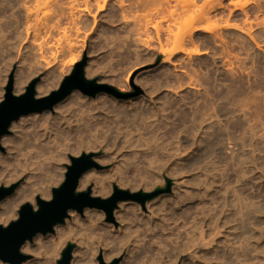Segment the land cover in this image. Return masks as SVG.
<instances>
[{
  "label": "bare ground",
  "instance_id": "bare-ground-1",
  "mask_svg": "<svg viewBox=\"0 0 264 264\" xmlns=\"http://www.w3.org/2000/svg\"><path fill=\"white\" fill-rule=\"evenodd\" d=\"M6 1L9 3L11 8L15 9V10L12 13V16L9 18V20L8 21L5 20L7 22H4V24H2L0 26V29L2 31V32L0 31V33L5 34V35L0 34V37H2V38L4 37L5 40L3 39V41H5V42H7V41L11 42L12 41L13 44H15L19 49L21 47L25 48L27 46V49L29 48L30 52H33L34 55L32 54L33 55L32 59L35 62V66H33V65L32 66H33V68L34 67L35 68L32 70H34L33 72H35V73L42 72L41 70L42 69L44 70V68L46 70L51 69V67L55 63H57L59 57L66 56V54H67V56H70V54H71V56H74L73 52H77V53L79 52L80 53L81 50L78 48L79 44L77 43V42H80L79 41L80 39H78V41H76L77 39H75V38L77 37V35H80L81 32L83 33L84 32L83 30H85V29L89 30V28L91 27L92 30L89 32H92L97 26V19H96L97 17L85 16L86 14L89 15L90 11L92 9V5H89V2H87L84 5L85 7L80 6V7H82V8H80L79 5L77 4V0H69L68 3L64 1V3H62V4L66 3V5H63V6L61 5L60 0H59V2H57L58 0L57 1L54 0V1H56L55 3H54V1L49 0L52 2V3L51 2L50 3L53 4L54 6L56 5V3H60L59 5L57 4L56 6L61 5L60 6L61 8H58L59 10L57 9L58 12L55 11V13H53L54 10L53 11L51 10L52 6L49 4L51 6L50 12L52 11L50 13L49 9H48L49 7H47L48 6L47 5L48 0H44L45 2L40 0L41 2H43V5L40 3L39 0H36L37 2L39 1V3H38L39 5L35 4L36 1L31 2L32 0H6ZM173 1H175V3ZM178 1L179 0H115L114 4L116 5L115 7L118 8L119 14L116 12V13L112 14V16L108 17V20H107L113 25L117 22L129 24L135 20V23H136V24L134 23L135 26L133 27L130 25L131 28L133 27L131 31H129L130 26H129V30L126 28L129 31V33L131 34L129 36V38L132 39L133 42H136L137 45L139 44L142 48L147 50L148 53L150 54V56H152L154 59H155L154 56H156L157 58H160L162 60V65H170L173 67V70L176 72L175 77H174L175 80L173 79L174 81L171 80L170 71L165 70L163 72L162 77H158V78L153 77L149 80H146V82L142 84L143 86L149 85V88H150V91L148 92V98H146V100L143 99L144 102L141 100L142 103H144V107H147L146 111H143L140 113H137L134 111L135 113L131 114V113L127 112L126 110L129 108H131L132 111L138 110L137 105L135 103L130 102V104H127V105L121 104L120 101H117V99H114V98L111 99L112 104L115 105L114 106L115 108H113V109H109V107H107V103L109 101L103 102V103L100 102L101 103L100 106L95 105V104H94V106H92L90 103V105H91V107H90V106H87L88 105L87 103L83 104L84 103L83 100L86 97L81 96L79 94V91H75L67 99H65L61 104L54 106L52 111L54 112V114H56V116H52L53 112L51 113V111L43 112L40 114H31L29 116L21 117L17 122H14L11 125V130L14 132V136L13 137H4L1 140V145H2L1 148L2 147H8L9 151H12L10 153L11 156L10 157L8 156L9 161H7L6 159L3 160L1 157L2 155L0 154V162H4L5 164H7L8 168L13 167L12 171L14 172V174L11 175L10 177L8 176L9 179L8 180L6 179L7 183L4 185V188H7L8 185L12 184L15 181H18L19 179H22L26 175H29V176H28V180H26L24 188H22L21 190H19L17 192L18 198L16 200H10V201L5 200L4 202H2L1 210H0V224H1V221H3L5 217H6V219L4 221H6L8 219L7 217H12L11 215L14 214L16 207L19 206L18 205L19 203L22 204V203H24V201H29V200L32 202L33 198L37 195H40L41 198H46V199L49 197V190L51 189L50 186L52 184L55 185V182L57 180H59V178H61L63 175V174L58 172V170H59L58 166L61 165L60 163H62V162L64 163V161H63L64 160V151H67V149H65V150L63 149L64 151H62V148H65L64 143H66V142L69 143L71 141L72 137L74 136V133L76 134L74 128H80V127L83 128L84 132L82 131L81 134H84V133L85 134L87 133L88 135L90 134L91 135L90 137H93V139L99 138L101 135H105L104 140L112 141V139H113L114 141L112 142V146L115 148V150L117 151V153L119 155H122V154H120V152H123V153L127 152L130 154L137 155L140 152L142 153V151H144L146 149H148L150 151L153 150V153H154V151H156L158 148H160V149L162 148L163 152H164L163 154H165V155H163L162 153L161 154L163 156L167 157V160L171 159L172 156L174 157V155L170 154L169 148L167 147L168 148L167 149L166 147H164L165 143H163V144L158 143L163 138L162 136H158V133L161 132L163 127L165 128L164 125L166 124L167 121H169V113L168 112L174 111L175 107H179V105H180L179 104L178 106H176L177 102H174L172 99H170L169 98L170 95L169 96L165 95V96H167L165 99H163V97L161 98L160 96H154V94H156L157 92H159L165 88H167V89L169 88V90H171L173 93H175L174 95L179 97V99H181L183 106L191 105V107H192L193 104H194V106H196V111H194V109H193L192 111H194V112L191 111L192 113H187L188 111L187 112L184 111L183 110L184 108H182V106H180L182 109H179L177 112L178 113L177 117H179V119L177 120L178 122L176 121L178 124L176 123L177 125L175 126L176 128L174 130L179 131L180 129L178 130V128H181V130L179 132L185 133L187 136H189L191 138V142H193L194 144L197 141H199V143H201L202 141L200 138L203 136H208L210 138L209 145H206L207 146L206 153L208 155L213 154L214 157L210 156L213 158V159L211 158L212 163L210 165L212 167L214 166V169H216L215 167L217 166L216 174H212V176H211V178L213 180H217V178H219V176H221L220 179H222V176L223 177L226 176L225 179L227 180V175H228V171H229V170L227 171L225 169L226 168L225 167L224 169L227 171V174H225L226 171L224 172V169L222 172V165H224V164H221V163H224V162L219 158V155L217 156V154L215 152L217 146L221 145L220 143H222L219 141L221 139L220 138L218 140L220 143H218L219 145L217 144L216 140L219 138L218 133L221 134V132H218V131L221 130V131L226 132L229 129L228 123L230 121L227 123V126H225V124H223V121L221 120V118L227 117V116L230 117V115H231L230 118L229 117H227V118L231 119V121H233L232 119L236 120V121L234 120L235 122L233 121L234 123L231 124L232 126L230 127V129H231L230 132L233 134V136L232 135L230 136V134L228 136V134H227L226 140H227L228 144H231V147H232V144L234 145V147H233L234 149H235V147H240V149H241L240 150L241 152H238L236 155H233V153H234L233 152L232 158L229 157L230 159H232V161H231L232 165L231 166L233 169L231 167L230 168L232 169L231 170L232 171V177H233V181L235 182V184L239 183L238 184V186H239L241 184V182L244 183V189L246 191V188L248 187L246 179L250 178V175H252V173H251L252 170H255L256 169L255 167L258 166V163H259L258 162V156H262L264 153V147L261 148L264 144H262V146L260 147L259 146L260 143H259V145L257 143H253L254 140H256V141L258 140V139H256L257 138L256 130L260 127H262V128L264 127V123H263L264 119L263 120L260 119L261 117L264 116L263 115L264 108L262 110V108L259 107V105H261L260 103H258L259 105L254 104V103H257L259 100L253 98V96L255 97L256 94L253 93L254 95L250 96V93L254 92V91H258L260 94L261 93L260 91H262L264 89V85H262V81H263L262 80L261 82L256 83V85H253V86L250 85V83H251L250 82L249 88H247L248 87V83H247V87H246V85H245L246 83L244 82L245 80H243V78L245 75L244 73L248 69L246 67H244V63L248 59V61L250 60V63H252V61H253V64H256V65L259 64L260 65L259 68L256 66L258 68V70H256V71L249 70L248 71L249 73L248 72L246 73L247 78H250L251 75L254 74L253 76H255L256 78L260 77V79L261 78L264 79V69H262V65H261L260 61L258 60L257 55L255 56L254 52H253L254 54L250 53L254 49L255 50L257 49L260 52L263 51L262 50L263 44H264V39L262 37L263 35L261 36L260 34H257L256 30H255L256 33L252 32L255 28L254 25L256 24V21L254 22L253 19H255L256 17L251 20L252 22H254V25L251 23V21L249 23L250 25L252 24L254 26V28H252L253 26L252 27L248 26V21H249L250 17H248L249 14L246 11L247 9L245 10L248 3L241 4V3L234 2V0H218V2L213 7H211L210 10L208 12H206L205 14L202 13V14L194 16V17H185L184 16L185 12H186L184 10L185 7L183 9H180L183 6L180 4L181 0L179 2ZM189 1L191 3H193V2L199 1V0H189ZM225 1H227L226 4H224ZM254 1H255L256 9H253V11L257 12V13L262 12L264 9V5H263L264 1H263V4L259 3L261 0L257 1V2H256V0H254ZM29 2L32 3V7H34V6L37 7L36 8L37 10H35V9L33 10V8L30 9L29 6L31 4ZM103 2H104L103 6H101V7L98 6L100 11H103L105 4H107V2H110V1L104 0ZM172 2H173V4H176V6L175 5L172 6ZM33 3H34V5H33ZM114 4H113V6H114ZM179 4L181 5L180 8L178 7V6H180ZM9 5H8V8H9ZM40 5L42 6V8H44L45 7L44 5H46L45 10L44 9L42 10ZM2 6H3V3H2ZM54 6L52 8H54ZM38 9L39 10L41 9L40 11H42V13H44L48 10V12L51 14V16H55V14L57 13V16L53 17V19L50 17L52 20L47 19L46 15H48L49 13L47 12L46 15L45 14L42 15ZM3 10H4V8H3ZM238 10H240L242 12L241 14H243V16H245L244 17L245 20L241 19V17H240V19L238 17H235V13H237ZM218 11L223 12V13L225 11H228L227 12L228 16L224 17L223 15H221L223 17H218L219 15L217 16V13H216ZM240 11H239V13H240ZM251 11H252V9H251ZM39 13L41 14V16ZM4 14H5V12H4ZM258 14H257V16H258ZM224 15H225V13H224ZM4 17H5V19H8V14H7V18H6V16H3V18ZM40 17H43L44 19H41ZM129 17H131V18L132 17H139V18L145 17V20L143 21L144 18L143 19L141 18L143 22H141V19H140V21L137 19H133V21H132ZM91 18H92V22H91ZM257 19H259V18H256V20ZM2 21H4V19L1 20L0 22H2ZM212 21H214L213 23H215V24H212L211 23ZM240 21L242 22L241 24H240ZM263 21H264V19H263ZM263 21H262V23H260L261 21L260 22L257 21L258 26H259V23H260V26L263 24L261 26V28L263 27L261 34H264L263 33L264 32V22ZM217 22H220V23H217ZM141 23H143V24H141ZM205 24H207V25L205 26ZM219 24H221V25H219ZM132 25H133V23H132ZM257 25H256V27H257ZM106 26L109 27V25H106ZM249 27L252 28V30L249 29ZM258 30H259V28H258ZM99 31L100 30H98V32ZM85 32H87V31H85ZM94 32H95V30H94ZM105 32H106L105 34L107 36L109 34L110 30H106ZM57 33L59 34V36H61V34H63L62 37L65 39V41H64V39L60 40V38L57 35V37L59 38V40L61 42L63 40L62 44L57 40L58 38H56V40L59 43H56V42H54L55 44L52 43V41L54 39L53 36ZM70 33L71 34L74 33V35H76V36L74 37L73 34L70 35ZM227 34L228 35L230 34V36L232 34L234 36V38L232 37V39H231V37L230 38L227 37ZM99 36H100V34L98 35V37ZM51 37H53V39H51L52 41L50 40ZM81 37H83V36H81ZM108 37H109V40L112 41L113 36H112V38H110V36H108ZM121 37H123V36L121 35L119 38L122 39ZM79 38H80V36H79ZM119 38L116 35V39L113 40L112 42L117 43V44H122V43L124 44L125 42L123 40H121V42L123 41L122 43L119 42L120 41ZM125 38H123V39H125ZM127 38H128V36H127ZM83 39H85V38L83 37ZM1 40L2 39L0 38L1 51L3 52V48H2L3 42ZM127 40L128 39H126V41ZM205 40L209 41L212 46H208V48H203V45L206 42ZM95 42H97V41H95ZM229 43L237 44L239 49H241L242 52L246 53V59L242 58L245 56V54L242 57L240 54V58H239L240 60H241V58L243 59V61L245 60L244 62H242V60H241V64L236 62L239 66L235 63L238 66V68H237V66L234 67V62H233L234 58H232L233 54L237 55V51L235 50L236 53H234L231 50L234 45L231 46V48H230V46H228ZM60 45H62V47ZM139 45H138V47H139ZM109 46H110V44H109ZM187 46H189V47L192 46L193 49L192 48L190 49ZM9 47H10V44H9ZM99 47H101V46H99ZM118 48H120V51H121L122 45H121V47L119 46ZM76 49L80 50V51H77ZM82 49H84V48H82ZM137 49H136V51H137ZM4 50H5V47H4ZM9 50H10V48H9ZM115 50H119V49H115ZM241 51L239 50L238 53ZM259 51H257V52H259ZM5 52L6 51H4V53ZM10 52H11V50H10ZM4 53H3V55H5ZM18 53L21 54V52H18ZM18 53H17V55H19ZM72 53H73V55H72ZM79 53L78 54L75 53V54L79 56ZM22 54H23V51H22ZM138 54H140V53H138ZM0 55H1V58L3 59L2 54H0ZM112 55H113V53H112ZM135 55H137V54H135ZM123 56H125V55H123ZM258 56H259V54H258ZM4 57H6V56H4ZM204 57H206V58L208 57L210 59V62L207 63V60L205 61ZM237 57H239V55H237ZM78 58L79 57H77V56L75 58H73L71 60L70 64L73 65L78 60ZM15 59H16V57H15ZM136 59H137V57H136ZM235 59H236V61L238 60V58H235ZM5 60H4V62H5ZM17 60L18 59L14 60V61L12 60V61L15 62ZM24 60H25V58H24ZM6 61H8V60H6ZM28 61H30V60H28ZM32 61H31V63H32ZM110 61H112V59ZM137 61H138V59H137ZM23 62H26V61H23ZM59 62H61V59ZM59 62H58V66L60 64ZM218 62L222 63L223 69L226 70L228 74H230L232 76H234V75L237 76L240 73L242 75L241 76L239 74L240 76H237V79L233 78L235 80L231 81L230 85L227 87V90L224 89L225 91L222 89L219 90L221 87L223 88L225 82L227 83V80L222 81L221 84H220V82H218L219 77H220V75H217V73L219 71ZM191 63H197L198 69H196V67L194 69L193 66L195 64L193 65ZM3 64H5V63H3ZM29 64H30V62H29ZM143 64L144 63H142V65ZM11 65H12V63H11ZM25 65H26V63H25ZM133 65L135 67V64H133ZM203 65L205 66L204 68L202 67ZM32 66H31V68H32ZM55 67H57V66H55ZM8 70H9V68H8ZM6 71H7V69H6ZM110 71H112V69H110ZM120 71H121V69H120ZM120 71H119V73H120ZM49 72H51V71H49ZM87 72L89 73V69ZM35 73L32 75H35ZM59 73L61 74L60 71H59ZM129 73H128V76H129ZM5 74H6V72H5ZM28 74H30V73H28ZM32 75H30V76H32ZM54 75H56V74H54ZM117 75H118V72H117ZM230 75H228V76H230ZM246 76H245V78H246ZM57 77H58L57 81L60 82L59 77H61V76H57ZM255 77H254V80H255ZM126 78H128V77H126ZM160 78H162V79H160ZM25 79H26V77H24V75H23V77H17L16 83H15V94L19 95L23 91L22 87H25L23 85H25V82L27 81V79H26V81H25ZM55 80H54V82H55ZM4 81H6V80H4ZM51 81H50V83H51ZM246 81L248 82V80H246ZM122 85L120 87V92L125 93V91H126V89H128V87L125 88ZM205 85L211 86L213 91L215 90L216 93L218 92L216 95H214L215 93L211 90L214 93V94H212L213 99L211 100V102H210V100H205V99L203 100V98H202V100L204 102L205 101L206 102H205V104L203 103L202 105H199V104H197V102H199L200 100L197 101V99H195L194 96H193L194 100L192 101L193 98L191 99L192 102H189L188 100H186L187 99V98L185 99L186 96L183 97L185 94L181 97L178 96L181 94H179V92H177V90L181 91L183 88H187V89L194 91L195 89L197 90L199 87H201V88L203 86L205 87ZM52 87H53L52 83H51V85H44V86L42 84H39L37 86V97H36V99L37 100L42 99L44 96H46L50 92ZM204 87H203V91L206 90V88H207V87L206 88H204ZM146 88H148V87H146ZM201 88H199V89H201ZM52 89H54V88H52ZM198 91L199 90H197V92ZM207 91H208V89H207ZM166 92H167V90H166ZM258 92H255V93L258 94ZM263 92H264V90H263ZM160 93H162V92H160ZM168 94H169V92H168ZM198 95H200V94H197L196 97ZM251 95H252V93H251ZM260 95L258 96V98L260 97ZM158 97H160V98H158ZM210 98H212V97H210ZM210 98H208V99H210ZM253 99H255V102L253 101ZM259 99H261V98H259ZM213 100L214 101L217 100L215 102L221 101V102H219L220 104L218 103V107H215ZM256 100H257V102H256ZM261 100L264 101L263 98ZM186 101H188V103ZM141 106H143V105H141ZM228 106L231 108H228ZM262 106H264L263 103H262ZM191 107H190V109H191ZM103 109H106V111L109 113V115L111 113H113V114L115 113L116 114L115 117L117 118V120L113 121L111 123L110 119H109L110 122L108 121L109 117L101 118V117H97L95 114H93L95 111H98L99 113L98 112L97 113L100 114L103 111ZM261 114H262V116L260 117ZM175 115H176V113H175ZM213 119H214V121L215 120L216 121L214 122ZM256 119H258V120H256ZM259 119L262 120L260 123H259V121H260ZM256 121L259 124H261L260 127ZM168 124H169V122H168ZM174 124L175 123H173V125ZM206 124H208V126L206 128V130H208V131L204 133L203 131H204ZM215 125H217L218 131H216V129H214ZM262 128H260V129L262 130ZM123 129H125V130H123ZM261 130H258V132ZM132 131H135L137 134L134 132L135 133V135H134L132 133ZM199 131H201L200 134H198ZM263 131H264V129H263ZM163 132H164V130H163ZM179 132H177V133H179ZM177 133H175V134H177ZM114 134H116L115 137H113ZM197 134L199 135V137H197ZM259 134H262V131H261V133L259 132ZM174 135L172 138H174ZM182 135H184V134H182ZM177 136H179V134ZM177 136H176V138H177ZM262 136H264V133ZM160 137H162V138H160ZM165 137L166 136H164V138ZM223 137H224V135H223ZM260 137H259V139H260ZM77 138H79V135ZM224 138H223V140H224ZM118 139L124 140L121 143L122 145H119L116 143V140H118ZM168 139H169V137L167 138V140ZM262 139H264V137ZM77 140H79V139H77ZM162 140H164V139H162ZM169 140H171V139H169ZM173 140L175 141V139H173ZM178 140L179 139L177 138V142H176L177 147H174V149H176V151L178 152L177 153L175 151L177 154H179V151H180V153H183L186 150L185 147L183 148V144L181 143V141L178 142ZM103 142L104 141L102 140V143ZM223 142H226V141H223ZM259 142H261V141H259ZM262 142H263V140H262ZM169 143H171V142L169 141ZM100 144H101V142H100ZM166 144H168V142ZM201 144H203V143H201ZM161 145L163 147H161ZM174 145H175V143H174ZM67 146H68V144H67ZM83 146L85 147V145H83ZM86 146H87V144H86ZM223 146H226V144ZM228 147L230 148V145ZM80 148H82V147L80 146ZM188 148L189 147H187V149ZM225 148L226 147H224V150H225ZM229 148H228V152L226 151L228 154L230 152L229 150H232ZM72 149H74V148H72ZM171 149L173 152V146L171 147ZM238 150H239V148H238ZM67 152H65V153L67 154ZM221 152L220 153L223 155V151H221ZM70 153H71V151H70ZM155 153H157V152H155ZM158 153L160 154L159 150H158ZM185 154H186V152H185ZM185 154H184V156H185ZM144 155H145V153H144ZM182 155H181V157H182ZM148 156L151 157L150 155H148ZM175 156L178 158V155H175ZM133 157H134V155H133ZM197 158L198 159H196V161H198L201 158V155H200V157L198 156ZM180 159L181 158H180V154H179V161H180ZM262 159H263V156H262ZM135 160H133V161H135ZM153 160L154 159H152L151 162L146 160V162H148L149 163L148 165H150ZM158 160H159V158H158ZM155 161L157 162V160H155ZM207 161H209V159ZM207 161H205V163L204 162L203 163L207 164L206 163ZM132 163H130V164L132 165ZM136 163L137 162H135V164ZM160 163L161 162L159 161V164ZM203 163H202V165H203ZM152 164L150 165L152 167V169L154 166H156V165L158 166V163H156V165H152ZM228 164H230V163H228ZM148 165H147V167H148ZM162 165H163V163H162ZM174 165L175 164H173V167H174ZM210 165H207V167ZM132 167H133V165H132ZM151 167H148V168H150V170H151ZM195 167H198V166H195ZM138 168H139V165H138ZM154 168H156V167H154ZM158 168H159V166H158ZM164 168L165 167L163 166V169ZM186 168H187V166H185V168H182V169H186ZM1 169H3V168H1ZM227 169H229V167H227ZM259 169H261V168H259ZM160 170H162V168L159 169V171ZM256 170L258 171V169H256ZM155 171L157 172V170H155ZM6 173H7V171H6ZM161 173H163V172L161 171ZM206 173L207 174H205V175L208 176L209 171H207ZM253 173H255V171H253ZM157 174H160V173H157ZM229 174H230V171H229ZM94 175L95 174H87L85 176H82V178L79 181L78 191H83V190L85 191V189H87V187L92 182H95V186L91 191L92 196L93 197H106L107 194L105 193L104 187L100 185V183L96 180V175L95 176ZM151 175H152V172H151ZM172 175H173V173H172ZM260 175L263 176V174H260ZM260 175H258V176H260ZM143 176H145V174ZM207 176H206V178H207ZM150 177H148V179ZM144 178H146V177H143V179ZM251 178H250V180H251ZM253 179H255V178H253ZM1 180H2V176H1ZM61 180H62V178H61ZM150 180H151V178H150ZM204 180H202V181H204ZM259 180L263 181L260 178H259ZM31 181H34V182L31 183ZM57 182H59V181H57ZM221 182H223V181H221ZM225 182H228V181H225ZM231 183L233 184V182H228V184H230V185H231ZM215 184H217V181L215 182ZM222 184H225V183H222ZM227 187H228V185L225 188H227ZM213 188L215 189V186H213ZM234 189L235 188H233V192H234L233 194L234 195L236 194L237 197L235 198L236 200H232V203H234V204H237V202L239 204L241 203L240 204L241 207H240V205L238 206L241 209L239 208L240 210H238V211H236L234 209L232 211H230L227 209L230 212L227 215L225 213L226 210H225V212L222 211V209L224 210L226 208V205L224 206L225 208L222 207V209H221L222 212L218 211L220 209H217V207H216V209H212V210H211V207H209L210 210H207V209L205 210L204 209L205 207L200 208V206H199V208L197 207L196 209H193V208L191 209L188 205V202L190 200L193 201V198L191 197V195H187L186 193H185V195H187V196H185L183 193H182L183 194L182 197L176 196L175 202H173L174 204L170 207H167L166 210L161 211L163 213V216H165V217H163L164 220L160 219V218L158 219L157 217L154 218V216L160 215L158 212L155 214L150 213V216L146 217L141 213L142 210L139 208L138 205L131 204V203L130 204L129 203H121L118 206L120 209L115 212V217L117 218V220L124 223V225H125L123 230H122L123 236L120 238V240H117L116 237L114 236V234H112V225L107 226V225H102L100 223L102 225V226H100L99 223L97 222V221L101 220L104 216L102 211L89 210L88 208H86L84 210V216L87 219L86 222L82 220L81 216L77 212L71 211L69 214L71 221L67 222L66 226H61V227L58 226L59 228H57V230H56V237L55 238L52 237L51 235L48 237L37 236L36 238H34L32 243L26 242L24 244L22 251L25 253H28V254H35L37 257L36 260H34L33 262H26L24 264H53V261L55 260V258H57L59 256L61 248L68 243L73 244V245H77L80 248V250L78 249V250H76L75 253H73L74 254V261L72 264H84L85 259L87 257L86 252L88 250L89 251L93 250V252L95 254L94 257H95L96 255L100 254L101 247H104V246L107 247L108 245H112L111 246V249H112L111 253H116V251L118 250L120 242H123L124 247H127V251H128L129 256H130V260L132 261V262L130 261L131 264H146L145 259H143V257L141 255L137 254V252L139 250H142V245H143V243H145V245H144V248L146 247L145 248V254H147V255L150 254V256L153 255L152 254V248H150V247L147 248L146 242H147L148 238L156 236V234L154 233L155 229L161 230V232H169L166 235V237H167L166 242H168V244L164 248L167 249L168 247H170V251H168L169 249L167 250L168 251L167 255L169 254V256L172 257L170 259V260H172V264H187L186 263L187 260L189 261L188 264H202V261L209 262L210 264H227V262L229 263V261H230L231 264H234L232 261V259L234 257L236 260H238L240 262H244L245 264H248V261L250 260V258L253 257L252 256V252H253L252 249L253 248L251 249V247H252V239L254 240L253 237L255 235H253L252 232L254 229H256V227H258V226H255V228H254V224H253L252 220H253V217L258 216L260 212H257L258 214L255 216L256 213L253 211L255 207H253V209H251V206H253V205L249 204V200H248V194L249 193L247 194V192H246L245 195L242 196V199H240L241 193L239 194L237 192V190L235 191ZM223 190H227V189H223ZM229 190H231V189H228V191ZM250 191H252V190H250ZM226 192H225V194H226ZM240 192H241V190H240ZM218 193H219L218 191H214L213 193H211V195L207 196L206 199L209 200L210 198H215ZM229 196H232V195H229ZM235 196H233V198ZM224 197H226V195ZM228 198H230V197H228ZM199 199H201V197ZM225 199H227V198H225ZM258 201H261V200H258ZM263 201H264V199H263ZM250 203H251V200H250ZM213 205H214V203H213ZM227 205H229V204H227ZM234 207H235V205H234ZM259 209H260V207H259ZM34 210H36V207L34 208ZM256 210H258V209H256ZM261 211H263V209ZM261 214H262V212H261ZM9 219H11V218H9ZM257 219H260V218L258 217ZM233 222L236 223V226L230 225ZM177 223L178 224L180 223V225H182V226L179 225L177 227H173V228L171 227V225H176ZM188 225H190L189 226L190 230L189 231L186 229L183 230V228H186V226H188ZM178 227H181L182 229H179L180 231L176 232L178 230ZM261 227L263 228L264 224H263V226L261 225ZM181 230H183V232H181ZM257 231L258 230H256L255 232H257ZM261 232H263V231H261ZM257 236L260 237V235H257ZM255 241L257 242V240H255ZM256 242H255V244H256ZM260 242H261V240H260ZM161 246L160 247L162 249H164L163 245H161ZM263 246H264V244H263ZM131 247H132V249H131ZM206 247H210L211 249L210 250H204L203 248H206ZM262 247H261V249H262ZM158 249H160V248H158ZM162 249H160V250H162ZM255 251L257 252L258 248ZM93 252L91 251V253H92L91 256H93ZM162 254H164V251L162 252ZM103 256H104V259L108 260L109 254H104ZM150 256H149L150 262L147 260L148 261L147 264H149V263L150 264H153V263L156 264L157 259L155 260V258L154 259L152 258L153 259L152 260ZM162 256H164V255H162ZM231 257H232V259H231ZM258 258H259V256H258ZM167 259H168V257H167ZM160 262H162V260L159 261V263ZM205 262L203 264H205ZM254 263H256V262H254ZM0 264H7V263H3L0 260ZM170 264H171V261H170Z\"/></svg>",
  "mask_w": 264,
  "mask_h": 264
},
{
  "label": "rangeland",
  "instance_id": "rangeland-1",
  "mask_svg": "<svg viewBox=\"0 0 264 264\" xmlns=\"http://www.w3.org/2000/svg\"><path fill=\"white\" fill-rule=\"evenodd\" d=\"M4 1V2H3ZM36 0H32L31 2H35ZM40 1V0H39ZM39 1L37 2L36 1V3L35 4H37V5H39L38 3H39ZM41 1H44V0H41ZM40 1V3L43 5V2H41ZM51 1H54V0H51ZM51 1H47L46 3H47V7H49L48 9H49V12H50V7L52 6H54L53 4H51L52 2ZM57 1V0H56ZM56 1H54V3L56 2ZM63 1V2H62ZM64 1L65 2H69V0H60V3H61V5L63 6V5H66V3L65 4H62V3H64ZM104 0H77V4L79 5V7L80 6H84L87 2H89V5H92V9H91V11H90V14L88 15V14H86L85 16H88V17H97L96 19H97V26H96V28L94 29L95 30V32H94V30L92 31V32H89V31H91L92 29H91V27L89 28V30H87V29H85V30H83L84 32L85 31H87V32H81V34L80 35H77V37L75 38V39H77L76 41H78V39H80L79 41L80 42H77L79 45H78V48L81 50H77V51H80V53H79V56L78 55H76V54H78L77 52H73L74 53V56H71V54H70V56H67V54H66V56H62V57H59V59H58V61H57V63H55L52 67H51V69H49V70H46L45 68H44V70L42 69L41 71L42 72H37V73H35V72H33L34 70H32V69H34L33 68V66H35V62H34V60L32 59L33 58V52H30V49L28 48L27 49V46L25 47V48H18L15 44H13V42L11 41V42H5V41H3V39H4V37L2 38V37H0L2 40V42H3V52L1 51V46H0V54H2V57H3V59L1 58V55H0V103H1V101L4 99V95H5V88H6V86H7V83H8V78H9V75L12 73V72H14V94H15V83H16V79H17V77H23V75H24V77H26V79H27V81H26V79H25V85H23V86H25V87H22V89H23V91L18 95V94H15V95H17V96H20V95H23L24 93H25V91H26V88L29 86V84L33 81V80H35V79H38L39 80V82H38V84H37V86L39 85V84H42L43 86L44 85H51V83H52V85H53V87L52 88H54V89H52L51 88V90H50V92L46 95V96H44V97H47V96H49L52 92H55V91H57V90H59V88H60V86H61V84H62V82L64 81V79L66 78V77H68L69 75H71V73H72V71H73V69H74V67H75V65H77L78 63H80V62H82L83 61V59L85 58V57H87V63H86V66H85V79L87 80V81H94V82H96L97 84H100V85H106V86H110V87H112V88H114L116 91H118L119 93H121L120 92V87H121V85L122 86H124L125 88L126 87H128V89H126V91H125V93H121V94H124V95H134V94H136V92L137 91H139V94L138 95H136V96H132V97H129L128 99H118V98H115L113 95H110V94H107V93H102V94H98V95H96L95 97H89V96H86V95H84V94H82V93H80L79 92V94L81 95V96H85L86 98H84V100H83V104H85V103H87L88 105L87 106H90L91 107V105L92 106H94V104L95 105H101V103H103V102H108L107 103V107H109V109H113V108H115L114 106V104H112V102H111V99L112 98H114V99H117V101H120L121 102V104H130V102H132V103H135L136 105H137V109L138 110H133L132 111V109L131 108H129V109H127L126 111L127 112H129V113H135V112H137V113H140V112H143V111H146L147 109V107H144V103H142V101H143V99L144 100H146V98H148V92L150 91V88H149V85H142L143 83H145L146 82V80H149V79H151V78H153V77H156V78H158V77H162L163 76V72L165 71V70H167V71H170V73H171V80L172 81H174L175 80V74H176V72L173 70V67L172 66H170V65H162V60L160 59V58H157L156 56H154L155 57V59L152 57V56H150V54L148 53V51L147 50H145L144 48H142L139 44V47H138V45L136 44V42H133V40L132 39H130L129 38V36L131 35L130 33H129V31H131L132 30V28L135 26V20L133 21V19H137V20H139L140 21V19L142 18H144L143 19V21L145 20V17H129L133 22H131V23H129V24H124V23H122V22H117V23H115L114 25L113 24H111L109 21H107L108 20V17H110V16H112V14H114V13H118L119 14V10H118V8L117 7H115L116 5L114 4L115 3V0H109L110 2H107V4H105V7H104V9H103V11H100L99 10V7H101V6H103L104 5V2H103ZM180 1V0H179ZM178 1V2H179ZM257 1H260V0H256V2ZM263 1L264 0H261L259 3H262L263 4ZM31 2H29L30 4V6H29V8L30 9H32L33 8V10L35 9V10H37L36 8L37 7H32V3ZM45 2V1H44ZM51 2V3H50ZM57 2H59V0L57 1ZM174 3H175V1H173ZM173 2H172V6L173 5H175L176 6V4H173ZM177 2V1H176ZM218 2V0H199V1H195V2H193V3H191L189 0H181V2H180V4L183 6V7H181V5L180 6H178L180 9H183L184 7V10L186 11L185 12V17H194V16H197V15H200V14H205L206 12H208L209 10H210V8L211 7H213L216 3ZM226 2L227 1H225V3L224 4H226ZM234 2H237V3H241V4H244V3H248V5H247V7L245 8V10L248 12V14H249V16L248 17H250V19H249V21H248V26H253L254 25V22L256 21V24L254 25L255 26V28H254V26L252 27V28H254V30L252 31V32H254V33H256V31H257V34H260L262 37H263V39H264V34H261V32H262V30H263V27L261 28V26L263 25H261L260 26V23H262V21H263V19H264V9H263V11L262 12H254L253 11V9H256V6H255V1L254 0H234ZM0 19L1 20H3L4 19V21H2V22H0V26L2 25V24H4V22H7L8 20H9V18L12 16V13L14 12V10L15 9H12L11 8V6L9 5V3L6 1V0H0ZM2 3H3V6H2ZM60 3H56V5L58 4H60ZM45 4V3H44ZM51 6H50V5ZM113 4H114V6H113ZM8 5H9V8H8ZM33 5H34V3H33ZM36 5V6H37ZM54 6V8L56 9H54V8H52L51 7V10L53 11L54 10V12L53 13H55V11L56 12H58V8H61L60 6ZM264 5V4H263ZM5 6V7H4ZM45 7L44 8H42V6L40 5V7L42 8V10L44 9L45 10V8H46V5H44ZM99 6V7H98ZM82 7H80V8H82ZM85 7V6H84ZM110 7V8H109ZM3 8H4V10H3ZM91 8V7H90ZM58 9V10H57ZM251 9H252V11H251ZM11 12H10V11ZM13 10V11H12ZM39 10V9H38ZM41 10V9H40ZM39 10V11H40ZM47 10V9H46ZM118 10V11H117ZM5 12V14H4V12ZM51 11V12H52ZM239 11L240 10H238L237 11V13H235V17H238L239 19H240V17H241V19H243V20H245V16H243V14H241L242 12L240 11V13H239ZM44 12V11H43ZM48 12V10L46 11V12H44V13H42V11H40V13L43 15V14H45L46 15V13ZM48 12V13H49ZM50 12V13H51ZM220 11H218V12H216L217 13V16L218 17H226V16H228L227 14V12L228 11H225L224 13H225V15H224V13L223 12H220ZM253 12V13H252ZM39 13V14H40ZM49 13V14H50ZM222 13V14H221ZM263 13V14H262ZM7 14H8V19H5V17L3 18V16H6V18H7ZM41 14H40V16H41ZM44 15L47 19H50V20H52L53 19V17H56L57 16V13L55 14V16H51V14L50 15ZM241 14V15H240ZM254 14V15H253ZM257 14H258V16H257ZM54 15V14H53ZM144 15V14H143ZM214 15V14H213ZM212 15V16H213ZM221 15H223V16H221ZM43 16V17H44ZM43 17H40L41 19H44ZM52 19H51V18ZM243 17V18H242ZM261 18L260 20L259 19H257L256 20V18ZM139 18V19H138ZM253 18H255V19H253ZM142 19H141V22H143L142 21ZM148 19V18H147ZM146 19V20H147ZM253 19V21L254 22H252L251 20ZM0 20V21H1ZM5 20H7V21H5ZM250 21H251V23L253 24H249L250 23ZM257 21L258 22H260L259 23V26L257 25ZM91 22H92V18H91ZM214 21H212L211 23L212 24H215V23H213ZM216 22V21H215ZM264 22V21H263ZM121 23V24H120ZM132 23H133V25H132ZM135 23V24H134ZM217 23H220V22H217ZM242 22L240 21V24H241ZM141 24H143V23H141ZM210 24V23H209ZM105 25V26H104ZM106 25H109V27L108 26H106ZM111 25V26H110ZM128 25V26H127ZM133 26L132 28H131V26ZM207 24H205V26H206ZM218 25V24H217ZM219 25H221V24H219ZM256 25H257V27L259 28V30H258V28L256 27ZM113 26V27H112ZM129 26H130V30H129ZM99 28V29H98ZM129 30H127V29ZM252 28H250L249 27V29H251L252 30ZM119 29V30H118ZM98 30H100L99 32H98ZM106 30H110V32H109V34L106 36ZM127 30V31H126ZM256 30V31H255ZM0 31H1V29H0ZM2 32V31H1ZM264 33V32H263ZM1 35L3 34V35H5L4 33H0ZM73 34V36L75 37L76 35H74V33H72ZM71 33H70V35H72ZM84 34V35H83ZM87 34V35H86ZM100 34V36L98 37V35ZM129 34V35H128ZM57 35H58V37L60 38V40L61 39H64L62 36H63V34H61V36H59V34L57 33V34H55L53 37H54V39H53V37H51L50 38V40L51 39H53V41H52V43H54V42H56V43H63V40H62V42L59 40V38L57 37ZM69 35V34H68ZM116 35L118 36V38L122 35L123 37H121L122 39H120V43H122L123 41L125 42L124 44L122 43V44H117V43H114V42H112L113 40H115L116 39ZM79 36H80V38H79ZM81 36H83L85 39H83V37H81ZM108 36H110V38H112V36H113V38H112V41H110L109 40V37ZM126 38H125V37ZM127 36H128V38H127ZM104 37V38H103ZM227 37H231V39H232V37L234 38V36L231 34V36H230V34L228 35L227 34ZM56 38H58L57 40L59 41H57L56 40ZM101 38V39H100ZM107 38V39H106ZM123 38H125V39H123ZM74 39V38H73ZM100 39V40H99ZM126 39H128L127 41H126ZM5 40V39H4ZM88 40V41H87ZM106 40V41H105ZM121 40H123L122 42H121ZM50 41V42H51ZM64 41H65V39H64ZM82 41V42H81ZM95 41H97V42H95ZM132 41V42H131ZM206 42L204 43V45H203V48H208V46H212L211 44H210V42L209 41H207V40H205ZM85 42V43H84ZM107 42V43H106ZM111 42V43H110ZM129 42V43H128ZM93 43V44H92ZM95 43V44H94ZM8 44V45H7ZM9 44H10V47H9ZM13 44V45H12ZM55 44V43H54ZM101 44V45H100ZM109 44H110V46H109ZM114 44V45H113ZM136 44V45H135ZM232 44V45H231ZM84 45V46H83ZM121 45H122V50L120 51V48H118L119 46L121 47ZM234 45V46H233ZM236 45V46H235ZM61 47H62V45H60ZM80 46V47H79ZM83 46V47H82ZM98 46V47H97ZM99 46H101V47H99ZM116 46V47H115ZM137 46V47H136ZM228 46H230V48H231V46H233L232 47V51L234 52V53H236L235 52V50L237 51V55H239V57H237V55L236 54H233L232 55V58H234L233 59V62H234V67H236L238 64L236 63V62H238V63H240L241 64V60H242V62H244L243 61V59L242 58H245L246 59V53H244V52H242L241 51V49H239V47H238V45L237 44H234V43H229V45ZM4 47H5V50H4ZM20 47V46H19ZM126 47V48H125ZM188 48H192L193 49V47L192 46H187ZM7 48V49H6ZM9 48H10V50H11V52H10V50H9ZM82 48H84V49H82ZM138 48V49H137ZM14 49V50H13ZM17 49V50H16ZM25 49V50H24ZM115 49H119V50H115ZM125 49V50H124ZM136 49H137V51H136ZM142 49V50H141ZM16 50V51H15ZM19 50V51H18ZM128 50V51H127ZM241 51V52H239L238 53V51ZM253 50V49H252ZM263 51H264V44H263V49H262ZM4 51H6L5 53H4ZM21 52V54H19L18 52ZM22 51H23V54H22ZM25 51V52H24ZM136 53H135V52ZM257 51H259V50H253V51H251L250 53L251 54H254L255 53V56L257 55V58H258V60L260 61V63H261V65H262V69H264L263 67H264V52L262 51V52H257ZM2 52V53H1ZM94 52V53H93ZM134 52V53H133ZM147 52V53H146ZM254 52V53H253ZM3 53L5 54V55H3ZM9 53V54H8ZM17 53L19 54V55H17ZM30 53V54H29ZM73 53H72V55H73ZM76 53V54H75ZM112 53H113V55H112ZM138 53H140V54H138ZM257 53V54H256ZM33 54V55H32ZM135 54H137V55H135ZM149 54V55H148ZM240 54H241V57L242 56H244V54H245V56L244 57H242L241 58V60L239 59L240 58ZM258 54H259V56H258ZM16 55V56H15ZM25 55V56H24ZM63 55V54H62ZM69 55V54H68ZM123 55H125V56H123ZM4 56H6V57H4ZM18 56V57H17ZM27 56V57H26ZM79 57L78 58V60L73 64V65H71L70 63H71V60L73 59V58H75V57ZM235 56V57H234ZM262 56V57H261ZM15 57H16V59H18L17 61H15V62H13L14 60H16L15 59ZM136 57H137V59H138V61H137V59H136ZM14 58V59H13ZM21 58V59H20ZM24 58H25V60H24ZM63 58V59H62ZM119 58V59H118ZM131 58V59H130ZM145 58V59H144ZM150 60H148V59ZM235 58H238V60L240 61H236V59ZM248 58V57H247ZM2 59V60H1ZM8 60V61H6V60ZM11 59V60H10ZM60 59H61V62H59L60 61ZM112 59V61H110ZM116 59V60H115ZM135 59V60H134ZM159 59V60H158ZM204 59H205V61L207 60V63H209L210 62V59L207 57H204ZM4 60H5V62H4ZM13 60V61H12ZM28 60H30V61H28ZM33 60V61H32ZM131 60V61H130ZM235 60V61H234ZM12 61V62H11ZM23 61H26V62H23ZM31 61H32V63H31ZM147 61V62H146ZM247 61V62H246ZM245 61V63H244V67H246L248 70L244 73L245 75H244V78H243V80H245L244 82L246 83L245 85H246V87H247V83H248V87L247 88H249L250 87V85H256V83H259V82H261L262 80L264 81V79H260V77L259 78H256L255 76H253V75H251V77L250 78H247V76H246V73L249 71V70H251V71H256V70H258V68L260 67V65L259 64H253V61H252V63H250V60L248 61V59ZM7 62V63H6ZM12 63V65H11V63ZM29 62H30V64H29ZM58 62L60 63L59 64V66H58ZM112 62V63H111ZM124 62V63H123ZM151 62V63H150ZM2 63V64H1ZM3 63H5V64H3ZM25 63H26V65H25ZM110 63V64H109ZM130 63V64H129ZM142 63H144L143 65H142ZM160 63V64H159ZM237 65H236V64ZM10 64V65H9ZM128 64V65H127ZM133 64H135V67H134V65ZM137 64V65H136ZM140 64V65H139ZM191 64H195L194 66H193V68L195 69V67H196V69H198V66H197V63H191ZM243 64V63H242ZM251 64V65H250ZM253 64V65H252ZM33 65V66H32ZM111 65V66H110ZM255 65V66H254ZM10 66V67H9ZM21 66V67H20ZM25 66V67H24ZM31 66H32V68H31ZM55 66H57V67H55ZM162 66V67H161ZM164 66V67H163ZM239 66V65H238ZM238 66H237V68H238ZM250 66V67H249ZM258 68H257V67ZM7 67V68H6ZM37 67V66H36ZM133 67V68H132ZM203 68L205 67L204 65L202 66ZM218 67H219V71H218V73H217V75H220V77H219V81L218 82H220V84L222 83V81H226L227 80V83L225 82V84H224V86H223V88L221 87L219 90H227V87L230 85V83H231V81H234L235 79H237V76H240L239 74L237 75V76H232V75H230V74H228L227 73V71L226 70H224L223 69V67H222V63H220V62H218ZM253 69H252V68ZM8 68H9V70H8ZM31 68V69H30ZM55 68V69H54ZM128 68V69H127ZM132 68V69H131ZM221 68V69H220ZM236 68V69H237ZM256 68V69H255ZM6 69H7V71H6ZM88 69H89V73L87 72L88 71ZM110 69H112V71H110ZM118 69V70H117ZM120 69H121V71H120ZM61 72V74L59 73V71ZM129 70V71H128ZM161 70V71H160ZM174 72H173V71ZM205 70V69H204ZM9 71V72H8ZM49 71H51V72H49ZM57 71V72H56ZM92 71V72H91ZM110 71V72H109ZM119 71H120V73H119ZM172 71V72H171ZM5 72H6V74H5ZM8 72V73H7ZM92 74H91V73ZM94 72V73H93ZM113 72V73H112ZM117 72H118V75H117ZM130 72V73H129ZM221 72V73H220ZM22 73V74H21ZM28 73H30V74H28ZM35 73V75H32V74H34ZM59 73V74H58ZM125 73V74H124ZM127 73V74H126ZM128 73H129V76H128ZM249 73V72H248ZM5 74V75H4ZM54 74H56V75H54ZM122 74V75H121ZM174 74V75H173ZM226 74V75H225ZM237 74V73H236ZM30 75H32V76H30ZM228 75H230V76H228ZM30 76V77H29ZM35 76V77H34ZM57 76H61V77H59L60 78V82H58L57 80ZM143 76V77H142ZM242 76V75H241ZM245 76H246V78H245ZM126 77H128V78H126ZM232 77V78H231ZM254 77H255V80H254ZM47 78V79H46ZM231 78V79H230ZM233 78H235V79H233ZM45 81H44V80ZM53 79V80H52ZM56 79V80H55ZM141 79V80H140ZM160 79H162V78H160ZM174 79V80H173ZM221 79V80H220ZM233 79V80H232ZM252 79V80H251ZM4 80H6V81H4ZM52 80V81H51ZM54 80H55V82H54ZM126 80V81H125ZM145 80V81H144ZM246 80H248V82L246 81ZM254 80V81H253ZM50 81H51V83H50ZM143 81V82H142ZM229 81V82H228ZM262 81V85H264V82ZM252 84H251V83ZM255 82V83H254ZM50 83V84H49ZM54 83V84H53ZM249 83H250V85H249ZM127 85V86H126ZM37 86H36V96H35V99H36V97H37ZM56 86V87H55ZM146 87H148V88H146ZM204 87V86H203ZM203 87L201 88V87H199V88H201V89H197V90H199L198 92H197V90L195 91H193V90H190V89H187V88H183L181 91L180 90H177V92H179V94H181V95H178V96H183L184 94V96L183 97H185V99L186 100H188L189 102H192L193 100H194V97H195V99H197V101L198 100H200L199 102H197V104H199V105H202L203 103L205 104V102L203 101L204 99L205 100H210V102H211V100L213 99V96H212V94H214V95H216L217 93H216V91L214 90L213 91V89H212V87L211 86H206L205 85V87L204 88H206V90H204L203 91ZM207 89H208V91H207ZM165 90V91H164ZM166 90H167V92H166ZM201 90V91H200ZM214 92H212V91ZM218 90V91H219ZM224 90V91H225ZM264 90V89H263ZM263 90L262 91H260L261 93V95L259 94V92L258 91H254V92H251L252 93V95H251V93H250V96H253L254 94H256V96L254 97L253 96V98H255V99H257V100H259L258 102H257V100H256V102L257 103H254V104H258V103H260L261 105H259V107H261L262 108V110H263V108H264V106H262V103H263V105H264V101L263 100H261L262 98L264 99V92H263ZM171 90H169V88L167 89V88H165V89H163V90H161V91H159V92H157L156 94H154V96H160L161 98L163 97V99H165L167 96H165V95H170L169 96V98L170 99H172L174 102H179L178 104L176 103V106H178L179 104V107H175V109H174V111H169L168 113H169V121H167L166 122V124L164 125L165 126V128L163 129L162 128V130H161V132H159L158 133V136H162V137H160V138H162V139H164V140H160V142H158V143H165L164 144V147H168L169 148V151H170V154L171 155H174V157L172 156V160L171 159H169V160H167V157H165V156H163V155H165V154H163L164 152H163V149L161 148H158L156 151H154V153H153V150H148V149H146V150H144V151H142V153L140 152L139 154H137V155H135V154H130V153H123V152H120V154H122V155H119L118 153H117V151L115 150V148L112 146V142L114 141L113 139H112V141H108V140H104L105 139V135H101L99 138H94L93 139V137H90L91 135L89 134H81V132L83 131V128H74V130H75V132H76V134L74 133V136L72 137V139H71V141L69 142V143H67L68 144V146H67V144L66 143H64L65 145V148H62V151H64L65 149H67V151H64V163L62 162V163H60L61 165H59L58 166V172L59 173H61V174H63L62 175V180H61V178H59V180H57V181H59V182H55V185L54 184H52L51 186H50V190H49V197L46 199V198H41V196L40 195H37V196H35L34 198H33V200H32V202L29 200V201H24V203H22V204H18L19 206H17L16 207V209H15V212H14V214L13 215H11L12 217H7L8 219L6 220V221H4L5 219H6V217L4 218V220L3 221H1V224H0V227H7L8 225H10L12 222H15V221H17L18 219H19V211H20V209H21V207L23 206V205H25V204H29V205H31L33 208H35L36 207V209H38V206H37V203H36V199L39 197V198H41V199H43V200H45V201H50L51 199H52V190L53 189H55V188H58L59 186H61L62 185V183L64 182V180H65V174L67 173V166H69L70 164H71V162H70V158L71 157H80L82 154H92L93 155V161L98 165V168H93L91 171H89V172H87V173H85L83 176H85V175H87V174H95L96 175V180L100 183V185L101 186H103L104 187V189H105V193L107 194V196L106 197H93L92 196V192H91V197H93V198H100V199H103V200H106V199H109L112 195H113V192H114V188L116 187V188H118V189H120V190H123V191H128V192H130V193H142V194H151V193H155V192H158V195L156 196V197H153L152 199H150V200H148V201H146L145 202V204L144 205H142V204H140V203H138V202H135V201H125V202H119L118 203V206H119V204H121V203H131V204H135V205H138L139 206V208L142 210V214L144 215V216H150V213L151 214H155V213H159L160 215H157V216H154V218L155 217H157L158 219L160 218V219H163V217H165V216H163V213L161 212L162 210H166L167 209V207H170V206H172L174 203L173 202H175V198H176V196L177 197H182V195L184 194L185 195V193L187 194V195H191V197L193 198V201H189L188 202V205H189V207L192 209H196L197 207L199 208V206H200V208L202 207V208H204L205 210L207 209V210H210L209 209V207H211V210L212 209H216V207H217V209H220V210H218V211H221V209H222V207L223 208H225L224 206L226 205V208L223 210L222 209V211L223 212H225V210H226V215L227 214H229L230 212L228 211V210H230V211H232L233 209L234 210H236V211H238V210H240L241 208V203L239 204L237 201V204H234V203H232V200H236L235 198L237 197V195L235 196L233 193V188H235L234 190L236 191L237 190V192L240 194V199H242V196L243 195H245V193L247 192V194H248V200H249V204L250 205H253V206H251V209H253V207H255L254 208V212L256 213L255 214V216L258 214L257 212H260L259 213V215L258 216H256V217H253V224H254V228H255V226H258V227H256V229H254L253 230V232H252V234L253 235H255L253 238H254V240L252 239V247H251V249L253 250V252H252V258H250V260L248 261V264H251L252 262V264H264V246H263V244H264V227L262 228L261 227V225L263 226V222H264V201H263V199H264V153H263V159H262V156H258V166L257 167H255L256 169H258V171L255 169V170H252V175H250V178H251V180H250V178L249 179H246V181H247V184H248V187L246 188V191H245V189H244V183H242L241 182V184L238 186V184L236 185L235 184V182L233 181V177H232V159H230V158H232V156L233 155H236L238 152H241L240 150V147H235V149L233 148L234 147V145L232 144V147H231V144H228L227 143V134H228V136H229V134H230V136L232 135L233 136V134L230 132L231 131V129H230V127L232 126L231 124H233L236 120L235 119H232L233 121H231V119H229L230 117H231V115H230V117L229 116H227V117H229V118H227V117H222L221 118V120L223 121V124H225V126H227V123H228V130L226 131V132H224V131H221V130H217L218 129V127H217V125H215V127H214V129H216V131H218V132H221V134L220 133H218V139L216 140L217 141V144L218 143H220V142H222V143H220L221 145H219V146H217V148L219 149H217L216 148V154H217V156L219 155V158L224 162V163H221V164H224V165H222V172H223V169L225 168L227 171L229 170L230 171V174H229V171H228V175H227V180L225 179L226 178V176L225 177H223L222 176V179H220V177L221 176H219V178H217V180H213L212 178H211V176H212V174H216V169H217V166L215 167L216 169H214V166L212 167L210 164L212 163V157H214L213 156V154L212 155H208L207 153H206V148H207V146L206 145H209V143H210V138L208 137V136H203V137H201L200 139H201V143H203V144H201V143H199V141H195L196 143L194 144L193 142H191V138L189 137V136H187L185 133H182V132H179L180 130H181V128H178V130L179 131H177V130H174L176 127V125L178 124L177 122V120L179 119V117H177L178 116V110L179 109H182V108H184L183 110L184 111H188L187 113H192V112H194V111H196V106H194V104L192 105V107H191V105H186V106H183V103L181 102V99H179V97H177V96H175L174 94L175 93H173L172 91L170 92ZM206 91V92H205ZM75 92V91H74ZM160 92H162V93H160ZM168 92H169V94H168ZM194 92V93H193ZM255 92H258V94L257 93H255ZM263 92V93H262ZM183 93V94H182ZM191 93V94H190ZM193 93V94H192ZM254 93V94H253ZM159 94V95H158ZM189 94V95H188ZM197 94H200V95H198L197 97H196V95ZM203 94V95H202ZM207 94V95H206ZM163 95V96H162ZM188 95V96H187ZM191 95V96H190ZM260 95V97L259 98H261V99H259L258 98V96ZM101 96V97H100ZM152 96V95H151ZM165 96V97H164ZM194 96V97H193ZM201 96V97H200ZM43 97V98H44ZM143 97V98H142ZM160 97H158V98H160ZM174 99H173V98ZM190 97V98H189ZM210 97H212V98H210ZM257 97V98H256ZM39 98V97H38ZM68 98V97H67ZM66 98V99H67ZM193 98V99H192ZM201 98V99H200ZM202 98H203V100H202ZM208 98H210V99H208ZM86 99V100H85ZM177 99V100H176ZM191 99H192V101H191ZM255 99H253V101L255 102ZM107 100V101H106ZM142 100V101H141ZM188 101H186L187 103H188ZM202 101V102H201ZM214 101V100H213ZM215 101H217V100H215ZM214 101V104H215V107H218V103L219 102H221V101H218V102H215ZM263 101V102H262ZM101 102V103H100ZM144 102V101H143ZM62 103V102H61ZM61 103H59V104H61ZM90 103H91V105H90ZM253 103V102H252ZM58 104V105H59ZM220 104V103H219ZM253 104V105H254ZM141 105H143V106H141ZM180 106H182V108L180 107ZM141 107V108H140ZM187 107V108H186ZM189 107V108H188ZM190 107H191V109H190ZM106 108V107H105ZM145 108V109H144ZM228 108H231V107H229L228 106ZM140 109V110H139ZM194 109V111H192ZM176 110V111H175ZM190 110V111H189ZM131 111V112H130ZM135 111V112H134ZM192 111V112H191ZM47 112V111H46ZM53 111H51V113H52ZM94 112V111H93ZM98 111H95L93 114H95L97 117H101V118H104V117H109L108 118V121H109V119H110V121H111V123L113 122V121H116L117 120V118L115 117V113L113 114V113H111L110 115H109V113L106 111V109H103V111L100 113V114H98L97 113ZM212 112V111H211ZM210 112V113H211ZM175 113H176V115H175ZM107 114V115H106ZM173 114V115H172ZM104 115V116H103ZM175 115V116H174ZM263 115H264V110H263ZM52 116H56V114H54V112L52 113ZM262 116V114L260 115V117ZM177 117V118H176ZM259 117V118H260ZM175 118V119H174ZM227 120H225V119ZM260 119H264V116L263 117H261ZM259 119V120H260ZM172 120V121H171ZM256 120H258V119H256ZM262 120H260L259 121V123L262 121ZM109 121V122H110ZM177 121V122H176ZM213 121H214V119H213ZM216 121V120H215ZM214 121V122H215ZM168 122H169V124H168ZM226 122V123H225ZM257 122V121H256ZM173 123H175L174 125H173ZM177 123V124H176ZM258 123V122H257ZM258 123V124H259ZM263 123H264V120H263ZM172 124V125H171ZM168 125V126H167ZM260 125L261 124H259V127H260ZM171 126V127H170ZM174 126V127H173ZM207 126H208V124H206V126H205V128H204V133L205 132H207L208 130H206V128H207ZM260 128H262V127H260ZM260 128H258L257 130H256V132H257V138L256 139H258L259 141H261V142H259L258 140L256 141V140H254V142L253 143H257L258 145H259V143H260V147L262 146V144H264V139H262L264 136H262L263 135V133H264V131H263V129H264V127L262 128V130L260 129ZM123 130H125V129H123ZM163 130H164V132H163ZM166 130V131H165ZM258 130H261L262 131V134H259V132L261 133V131H259L258 132ZM174 133H173V132ZM176 131V132H175ZM229 131V132H228ZM79 132V133H78ZM84 132V131H83ZM135 131H132V133L135 135V133H134ZM177 132H179V133H177ZM225 134H224V133ZM175 133H177V134H175ZM201 133V131H199V133L198 134H200ZM13 134V135H12ZM137 134V133H136ZM169 134V135H168ZM171 134V135H170ZM175 134V135H174ZM179 134V136H177ZM181 134V135H180ZM182 134H184V135H182ZM197 134V137H199V135ZM78 135H79V138H77L78 137ZM88 135V136H87ZM115 135L116 134H114L113 135V137H115ZM173 135H174V138H172L173 137ZM223 135H224V137H223ZM261 137H260V136ZM14 136V132L11 130V128L9 129V134L8 135H6V136H4V137H13ZM84 136V137H83ZM164 136H166L167 138L169 137V139H171V140H167V138L165 139L164 138ZM176 136H177V138L179 139L178 140V142H180L181 141V143L183 144V148L185 147L186 148V150L183 152L184 154H185V152H186V154H185V156H184V154L183 153H180V151H179V154H180V161H179V154H177L178 152L176 151V149H174V147H177L176 145V142H177V138H176ZM3 137V138H4ZM180 137V138H179ZM259 137H260V139H259ZM189 138V139H188ZM209 138V139H208ZM221 138V139H220ZM223 138H224V140H223ZM77 139H79V140H77ZM91 139V140H90ZM173 139H175V141L173 140ZM181 139V140H180ZM199 139V140H200ZM220 139V140H219ZM86 140V141H85ZM90 140V141H89ZM102 140L105 142H103L102 143ZM204 140V141H203ZM220 142H219V141ZM226 141V142H223V141ZM262 140H263V142H262ZM74 141V142H73ZM82 141V142H81ZM97 141V142H96ZM118 141V142H117ZM124 140L123 139H118V140H116V143L117 144H119V145H122L121 143L123 142ZM169 141L171 142V143H169ZM209 141V142H208ZM89 142V143H88ZM96 142V143H95ZM100 142H101V144H100ZM168 142V144H166ZM84 143V144H83ZM174 143H175V145H174ZM226 144V146H223V145H225ZM76 144V145H75ZM86 144H87V146H86ZM90 144V145H89ZM193 146H192V145ZM198 144V145H197ZM83 145H85V147L83 146ZM93 145V146H92ZM98 145V146H97ZM167 145V146H166ZM169 145V146H168ZM202 145V146H201ZM230 145V148L228 147ZM256 145V144H255ZM2 146V145H1ZM70 146V147H69ZM80 146L82 147V148H80ZM173 146V152H172V149H171V147ZM201 146V147H200ZM69 149H68V148ZM95 147V148H94ZM161 147H163L162 145H161ZM187 147H189L188 149H187ZM192 147V148H191ZM222 147V148H221ZM224 147H226L225 148V150H224ZM264 147V145L261 147V148H263ZM5 148V149H4ZM72 148H74V149H72ZM167 148V149H168ZM228 148L229 149H232V150H229L230 152H229V154L227 153L228 152ZM238 148H239V150H238ZM64 149V150H63ZM71 149V150H70ZM71 151V153H70V151ZM158 150H159V152H160V154L158 153ZM161 150V151H160ZM235 150V151H234ZM177 153H176V152ZM191 151V152H190ZM203 151V152H202ZM221 151H223V155L221 154L222 152ZM227 151V152H226ZM12 151H9V148L8 147H2L1 149H0V154L2 155L1 157H2V159L3 160H7V161H9V157L11 156V153ZM65 152H67V154L65 153ZM155 152H157V153H155ZM173 154H172V153ZM218 152V153H217ZM221 152V153H220ZM234 152V153H233ZM9 153V154H8ZM63 153V152H62ZM144 153H145V155H144ZM163 155H162V154ZM176 153V154H175ZM231 153V154H230ZM232 153H233V155H232ZM152 154V155H151ZM183 154V155H182ZM133 155H134V157H133ZM139 155V156H138ZM148 155H150L151 157H149ZM175 155H178V158L175 156ZM181 155H182V157H181ZM194 155V156H193ZM200 155H201V158L198 160V161H196V159H198L197 157L199 156L200 157ZM9 156V157H8ZM145 158H144V157ZM210 156H212V157H210ZM221 156V157H220ZM6 157V158H5ZM127 159H126V158ZM143 157V158H142ZM153 157V158H152ZM157 157V158H156ZM165 157V158H164ZM204 157V158H203ZM224 157V158H223ZM229 159H227V158ZM230 157V158H229ZM261 157V158H260ZM129 158V159H128ZM134 158V159H133ZM154 159L153 161H152V165H156V163H158V166H159V168H158V166L156 165V166H154V167H156V168H154L153 167V169H152V167L150 166V165H148L149 163L148 162H146V160L147 161H150L151 162V160L152 159ZM156 158V159H155ZM158 158H159V160H158ZM162 158V159H161ZM187 158V159H186ZM206 158V159H205ZM212 158V159H211ZM260 158V159H259ZM136 159V160H135ZM209 159V161H207ZM211 159V160H210ZM262 159V160H261ZM133 160H135V161H133ZM155 160H157V162L155 161ZM162 160V161H161ZM176 160V161H175ZM184 160V161H183ZM204 160V161H203ZM261 160V161H260ZM124 161V162H123ZM159 161L161 162L160 164H159ZM166 161V162H165ZM170 161V162H169ZM196 161V162H195ZM205 161H207L206 163L207 164H204L205 163ZM228 161V162H227ZM123 162V163H122ZM134 164H133V163ZM135 162H137L136 164H135ZM204 162V163H203ZM209 162V163H208ZM261 162V163H260ZM130 163H132V165H133V167H132V165L130 164ZM139 163V164H138ZM162 163H163V165H162ZM165 163V164H164ZM169 163V164H168ZM183 163V164H182ZM185 163V164H184ZM202 163H203V165H202ZM228 163H230V164H228ZM4 162H0V167L1 168H3V169H1L0 168V188H2V187H4V185L7 183V180L9 179L8 178V176L10 177L11 175H13L14 174V172L12 171V168L11 167H9L8 168V165L7 164H5ZM167 164V165H166ZM172 164V165H171ZM173 164H175L174 165V167H173ZM181 166H180V165ZM198 164V165H197ZM229 166H228V165ZM135 165V166H134ZM138 165H139V168H138ZM147 165H148V167H151V170H150V168H148L147 167ZM162 165V166H161ZM207 165H210V166H208L207 167ZM163 166L165 167L164 169H163ZM185 166H187V170L186 169H182V168H185ZM195 166H198V167H195ZM200 166V167H199ZM195 167V168H194ZM207 167V168H206ZM227 167H229V169H227ZM232 169H231V168ZM261 168V169H259V168ZM6 168V169H5ZM135 168V169H134ZM138 168V169H137ZM144 168V169H143ZM158 168V169H157ZM162 168V170H160L159 171V169H161ZM180 168V169H179ZM200 168V169H199ZM137 169V170H136ZM192 171H191V170ZM224 169V172L226 171ZM263 169V170H262ZM61 170V171H60ZM139 170V171H138ZM145 170V171H144ZM152 172V175H151V172ZM155 170H157V172L155 171ZM205 172H204V171ZM5 171V172H4ZM6 171H7V173H6ZM63 171V172H62ZM137 171V172H136ZM147 171V172H146ZM161 171L163 172V173H161ZM207 171H209V173H208V176L207 175H205V174H207L206 172ZM227 171H226V173L225 174H227ZM253 171H255V173H253ZM262 171V172H261ZM141 172V173H140ZM154 172V173H153ZM3 173V174H2ZM5 173V174H4ZM11 173V174H10ZM139 173V174H138ZM157 173H160V174H157ZM172 173H173V175H172ZM204 173V174H203ZM145 174V176H143ZM155 174V175H154ZM218 174V173H217ZM255 174V175H254ZM260 174H263V176L262 175H260ZM94 175V176H95ZM147 175V176H146ZM158 175V176H157ZM258 175H260V176H258ZM1 176H2V180H1ZM28 176L29 175H26L25 177H23L22 179H19L18 181H15V182H13L12 184H10V185H8V187H11V186H13V185H16L17 187H16V189H15V191L13 192V194L11 195V196H9V197H7V198H5L2 202H4L5 200H8V201H10V200H16L17 198H18V195H17V192L19 191V190H21L22 188H24V186H25V183H26V180H28ZM151 176V177H150ZM153 176V177H152ZM157 176V177H156ZM206 176H207V178H206ZM4 177V178H3ZM7 177V178H6ZM64 177V178H63ZM143 177H146V178H144L143 179ZM148 177H150L151 178V180H150V178L148 179ZM257 177V178H256ZM262 177V178H261ZM82 178V177H81ZM224 178V179H223ZM253 178H255V179H253ZM259 178L261 179V180H263V181H260L259 180ZM7 179V180H6ZM147 179V180H146ZM205 179V180H204ZM209 179V180H208ZM230 181H229V180ZM4 180V181H3ZM149 180V181H148ZM202 180H204V181H202ZM220 180V181H219ZM259 180V181H258ZM35 181V180H34ZM34 181H31V183L32 182H34ZM217 181V184H215V182ZM221 181H223V182H221ZM225 181H228V182H233V184L231 183V185L230 184H228V182H225ZM258 181V182H257ZM148 182V183H147ZM257 182V183H256ZM222 183H225V184H222ZM256 183V184H255ZM54 185V186H53ZM228 185V187L227 188H225L226 186ZM236 185V186H235ZM53 186V187H52ZM94 186H95V182H92L88 187H87V189H85V191L83 190V191H78V188H77V192L78 193H83V192H86L88 189H91V191H92V189L94 188ZM213 186H215V189L213 188ZM7 187V188H8ZM78 187H79V185H78ZM231 187V188H230ZM243 187V188H242ZM250 187V188H249ZM252 187V188H251ZM239 188V189H238ZM241 188V189H240ZM260 188V189H259ZM223 189H227V190H223ZM228 189H231V190H229L228 191ZM249 189V190H248ZM240 190H241V192H240ZM244 190V191H243ZM250 190H252V191H250ZM214 191H218L219 193L216 195V197L215 198H210L209 200H207L206 199V197L207 196H209V195H211V193H213ZM223 191V192H222ZM227 191V192H226ZM225 192H226V194H225ZM183 193V194H182ZM200 196H199V195ZM223 194V195H222ZM187 195H185V196H187ZM226 195V197H224ZM229 195H232V196H229ZM196 198H195V197ZM198 196V197H197ZM204 196V197H203ZM222 196V197H221ZM233 196H235L234 198H233ZM250 196V197H249ZM201 197V199H199ZM228 197H230V198H228ZM239 197V196H238ZM261 197V198H260ZM191 198V199H192ZM198 198V199H197ZM204 198V199H203ZM223 198V199H222ZM225 198H227V199H225ZM219 199V200H218ZM261 200V201H258V200ZM201 200V201H200ZM207 200V201H206ZM250 200H251V203H250ZM204 201V202H203ZM2 202L0 203V210H1V204H2ZM201 202V203H200ZM206 202V203H205ZM231 202V203H230ZM235 202V203H236ZM242 202V201H241ZM255 202V203H254ZM213 203H214V205H213ZM257 203V204H256ZM216 204V205H215ZM223 204V205H222ZM227 204H229V205H227ZM205 205V206H204ZM233 205V206H232ZM234 205H235V207H234ZM240 205V207H238ZM260 205V206H259ZM117 206V208H116V210L113 212V222H107V217H106V214H105V212L104 211H102V210H97V209H89V210H97V211H102L103 212V214H104V216H103V218L101 219V220H99V221H97L98 223H99V225L100 226H102V225H107V226H111L112 225V234H114V236L116 237V239L117 240H120V238L123 236V233H122V230H123V228H124V223H122V222H120L119 220H117V218L115 217V212L116 211H118L120 208ZM232 206V207H231ZM149 207V208H148ZM258 207V208H257ZM259 207H260V209H259ZM263 207V208H262ZM232 208V209H231ZM236 208V209H235ZM240 208V209H239ZM263 209V211H261L262 209ZM228 209V210H227ZM256 209H258V210H256ZM260 210V211H259ZM221 211V212H222ZM71 212V211H70ZM70 212H69V214H70ZM76 212V211H75ZM261 212H262V214H261ZM78 213V212H77ZM80 216H81V218H82V220L83 221H85L86 222V217L84 216V211H83V213L82 214H80V213H78ZM165 214V213H164ZM14 216V217H13ZM260 218V219H257V218ZM9 218H11V219H9ZM255 218V219H254ZM164 220V219H163ZM69 221H71V218H70V215H69V217L65 220V222H64V224H62V225H57V226H55L54 227V232L53 233H51V234H47V235H41V234H39V235H37V236H44V237H48V236H52V237H56V230H57V228H59V227H61V226H66L67 225V222H69ZM102 225H101V224ZM180 225V223L178 224H176V225H171V227L173 228V227H177V226H179ZM230 225H232V226H236V223L235 222H233V223H231ZM59 226V227H58ZM180 226H182V225H180ZM190 225H188V226H186V228H183V230L184 229H186V230H190V227H189ZM189 227V228H188ZM261 227V228H260ZM258 228V229H257ZM179 229H182L181 227H178V230L176 231V232H178V231H180ZM183 230H181V232H183ZM256 230H258L257 232H255ZM261 231H263V232H261ZM261 232V233H260ZM154 233L156 234V236L154 237H150V238H148V240H147V248L148 247H150V248H152V256H150V254H145V248H144V245H145V243H143V245H142V250H139L138 252H137V254H139V255H141L142 257H143V259H145V261H146V264L148 263V261L150 262V260H149V256L151 257V259L153 258H155V260L157 259V263L156 264H166L167 262V264H170V261H171V264H172V260H170L172 257H170L169 256V254L167 255V253H168V251H170V247H168L167 249H165L164 247H166L167 246V244H168V242H166V240H167V237H166V235L169 233V232H161V230H156L155 229V231H154ZM177 234V233H176ZM263 234V235H262ZM257 235H260V237L259 236H257ZM262 235V236H261ZM36 236V237H37ZM35 237V238H36ZM166 238V239H165ZM256 238V239H255ZM259 238V239H258ZM261 238V239H260ZM34 240V239H33ZM255 240H257V242L255 241ZM260 240H261V242H260ZM256 242V244H255V242ZM33 241H31L30 243H32ZM163 244H162V243ZM259 242V243H258ZM160 243V244H159ZM258 243V244H257ZM261 244V245H260ZM161 245H163V248L164 249H162L161 247ZM24 246V245H23ZM69 246H72L73 247V251H72V254L73 253H75L76 252V250H80V248L77 246V245H73V244H70V243H68V244H66V245H64L62 248H61V250H60V253H59V256L57 257V258H55V260L53 261V264H58V262L62 259V254H63V252L67 249V247H69ZM111 246L112 245H108L107 247H101V251H100V254L99 255H96L95 257H94V252H93V250H91L92 252H93V256H91L92 255V253H91V251H87L86 252V259H85V262H84V264H100L99 263V257H102V259H103V261L106 263V264H111L113 261H115V260H119V264H131V260H130V256H129V254H128V251H127V247H124V243L123 242H120L119 243V247H118V250L116 251V253H111ZM161 246V247H160ZM256 246V247H255ZM263 246V247H262ZM261 247H262V249H261ZM23 248V247H22ZM22 248H21V253L22 254H24V255H27V256H29L30 257V259L29 260H27L26 262H33L34 260H36V255L35 254H28V253H25V252H23L22 251ZM158 248H160V249H162V250H160V249H158ZM258 248V251L256 252L255 250ZM260 248V249H259ZM131 249H132V247H131ZM169 249V250H168ZM204 250H210L211 248L210 247H206V248H203ZM168 250V251H167ZM263 250V251H262ZM164 251V254H162V252ZM260 251V252H259ZM160 252V253H159ZM259 252V253H258ZM258 255H257V254ZM90 254V255H89ZM104 254H109V256H108V260H106V259H104ZM145 254V255H144ZM158 254V255H157ZM160 254V255H159ZM166 254V255H165ZM254 254V255H253ZM260 254V255H259ZM144 255V256H143ZM147 255V256H146ZM162 255H164V256H162ZM262 255V256H261ZM134 256V255H133ZM132 256V257H133ZM161 256V257H160ZM258 256H259V258H258ZM164 257V258H163ZM167 257H168V259L170 260H168L167 259ZM255 257V258H254ZM262 259H261V258ZM152 259V260H153ZM231 259H232V257H231ZM260 261H259V260ZM148 260V261H147ZM162 260V262H160L159 263V261H161ZM73 261H74V254L72 255V260H71V264L73 263ZM131 261V262H130ZM164 261V262H163ZM232 261H233V263L234 264H245L244 262H240V261H238V260H236L235 259V257L232 259ZM235 261V262H234ZM26 262H24V263H26ZM130 262V263H129ZM166 262V263H165ZM205 261H202V264L204 263ZM254 262H256V263H254ZM24 263H22V264H24ZM186 263L188 264L189 263V261L187 260L186 261ZM201 263V262H200ZM150 264V263H149ZM153 264H155V263H153ZM205 264H210L209 262H205ZM227 264H231V262L229 261V263L227 262Z\"/></svg>",
  "mask_w": 264,
  "mask_h": 264
},
{
  "label": "water",
  "instance_id": "water-1",
  "mask_svg": "<svg viewBox=\"0 0 264 264\" xmlns=\"http://www.w3.org/2000/svg\"><path fill=\"white\" fill-rule=\"evenodd\" d=\"M86 63L87 57L75 65L71 75L64 79L59 90L39 100L35 99L39 80H33L26 88L25 93L17 96L14 94V72H12L5 88L4 99L0 103V149L1 140L9 134V129L14 122L31 114L52 111L54 106L63 102L74 91H79L89 97L107 93L118 99H128L139 94L137 91L134 95H124L110 86L87 81L85 79ZM92 158V154L71 157V164L66 168L65 180L61 186L52 190L50 201L38 197L36 199L38 209L34 210L31 205L25 204L19 211L17 221L7 227H0V260L3 263L22 264L29 260V256L21 253L23 245L33 241L39 234L53 233L55 226L64 224L70 211L82 214L86 208L102 210L106 214L107 222H113V212L119 202L135 201L144 205L146 201L158 195V192L151 194L130 193L116 187L113 195L106 200L91 197V189L78 193L77 188L81 177L93 168H98ZM16 187L13 185L8 188H0V203L11 196ZM72 251V246L67 247L58 264H71ZM99 263L106 264L102 257H99ZM111 264H119V260H115Z\"/></svg>",
  "mask_w": 264,
  "mask_h": 264
}]
</instances>
